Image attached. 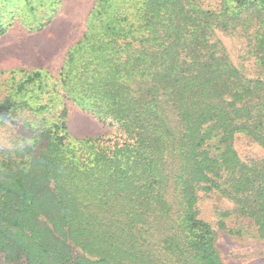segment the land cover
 Wrapping results in <instances>:
<instances>
[{"label": "trees", "instance_id": "1", "mask_svg": "<svg viewBox=\"0 0 264 264\" xmlns=\"http://www.w3.org/2000/svg\"><path fill=\"white\" fill-rule=\"evenodd\" d=\"M19 71L0 83L7 262L225 264L207 202L264 239V156L235 145L264 149V0H96L53 85ZM67 100L116 135L72 136Z\"/></svg>", "mask_w": 264, "mask_h": 264}, {"label": "rangeland", "instance_id": "2", "mask_svg": "<svg viewBox=\"0 0 264 264\" xmlns=\"http://www.w3.org/2000/svg\"><path fill=\"white\" fill-rule=\"evenodd\" d=\"M95 2L0 0V25L7 28L6 32H0V83L10 87L12 75L23 76L19 70H41L53 85L67 50L82 36ZM42 23L45 24L43 28ZM67 105L72 136L116 135V127L101 120L77 100H67ZM235 145L242 158L264 156V149L245 135H238ZM202 211L217 230V246L225 264H264V239L253 234L235 237L219 229L210 202ZM79 253L78 248L73 249L74 256ZM0 264L12 263L0 254Z\"/></svg>", "mask_w": 264, "mask_h": 264}]
</instances>
